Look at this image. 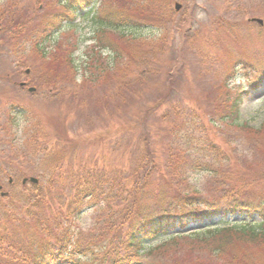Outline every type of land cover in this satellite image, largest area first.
Returning <instances> with one entry per match:
<instances>
[{"label": "rangeland", "instance_id": "obj_1", "mask_svg": "<svg viewBox=\"0 0 264 264\" xmlns=\"http://www.w3.org/2000/svg\"><path fill=\"white\" fill-rule=\"evenodd\" d=\"M91 1L66 19L59 0H0V226L6 223L0 228V264H37L59 246L62 236L68 264H101L98 251L105 237L93 241L96 256L75 249L87 245L106 212L91 205L81 208L85 201L73 206L80 213L68 212L72 176L66 173L53 189L47 188L55 176L54 162L63 157L71 167L86 163L91 168L97 159L100 167L117 170L126 154L138 148L135 141L125 145L133 135L122 134V127L145 116V107L167 88L169 74L183 103L198 114L211 112L215 119L221 97L246 92L239 108L242 127L218 122L212 129L211 138L228 162L215 174L198 169L188 182L205 201H225L226 195L240 193L238 199L264 210V0ZM136 1L150 7L135 13ZM117 9L130 17L126 22L119 17L122 13L117 16L120 24H129L124 37L122 30L102 25L101 18L107 13L112 18L110 12ZM21 82L28 86L20 87ZM28 87L37 90L30 93ZM185 117L173 115L171 127ZM154 137L158 152L172 140L169 131ZM198 159L205 160L201 155ZM32 176L39 178L41 198L46 196L48 203L19 211L28 222L5 219L8 204L22 194V180ZM25 187L36 192L32 183ZM25 213L41 221L35 225ZM240 219L247 218L211 217L201 227ZM207 237H176L162 254L141 251L135 259L184 264L198 256L219 264L204 251ZM216 238L241 264H264V241Z\"/></svg>", "mask_w": 264, "mask_h": 264}, {"label": "trees", "instance_id": "obj_2", "mask_svg": "<svg viewBox=\"0 0 264 264\" xmlns=\"http://www.w3.org/2000/svg\"><path fill=\"white\" fill-rule=\"evenodd\" d=\"M137 1L133 10L139 14H143L144 9L150 7L146 5L153 2L146 0L148 4L143 5ZM59 2L65 9L67 19L86 8L91 0H59ZM120 13L123 15L119 17L124 21L130 18L125 15V11L117 9L111 12L113 16L116 15L115 21L104 19L103 22L108 26L106 28H111L113 31L122 30L121 35L124 37L128 35L125 30L129 24L119 23L120 19L117 16L121 15ZM54 20L60 22V19ZM168 78L167 88L156 96L151 106L145 107V116L122 127V134L133 135L131 138L128 137L125 145L130 146L134 141L138 143L136 150L126 154L122 166L111 171L103 166L100 167L98 160L95 159L91 168H87L86 163L71 167L64 162L63 157H60L58 162H54L55 176L47 188L53 189L54 184L69 173L72 176L73 190L71 202L66 210L77 213L78 208L74 209L73 206L85 201L81 204V208L91 205L88 207L100 208L106 212L98 219L99 226L87 245L75 249L80 253L96 256L92 251L95 248L93 241L97 236L105 237L106 244L98 251L97 260L101 264H143L140 259H135L141 251L142 254L153 255L155 251L162 254L163 247L170 248L177 242L176 237L203 235L210 239L209 242H205L204 251H207L211 257L214 256L213 259L219 264H241V260L230 255L216 237L220 236L228 243L232 240L251 243L264 241V210L258 209L244 199H238L237 197H242L240 193L226 195L225 201H205L200 199L197 191H191L188 181L189 176L198 172V169L215 174L219 170L218 166L222 168L223 163L228 162V156L211 138L212 129L218 127L217 125L220 124L218 122H228L235 129L241 126L238 121L239 108L242 96L246 92L236 94L234 98L230 95L223 99L221 97L214 108L215 119L211 116V112L203 110L204 115L198 114L195 109L183 103L185 99L175 89V85L170 84L171 74ZM171 97H174L177 103H174V98ZM168 110H171V114ZM180 112L187 117L181 121H174L176 124L173 123L174 126L171 127V118L173 115L180 116ZM246 129L255 132L254 128L247 126ZM161 131L164 133L169 131L172 140L163 152H158L154 148V135L157 137ZM256 131L260 132L261 129ZM198 155L205 160L198 159ZM208 160L211 165L207 166ZM81 169L82 173H78ZM23 187L21 196L15 198L16 203L8 204L5 219L28 222L30 219L19 217V211H24L26 208L33 209L42 204V201L48 203L46 196L41 198L38 184L33 185L35 193ZM201 206L205 207L200 208ZM235 215L247 219L233 222L228 220L227 223L216 222L217 224L205 225L203 228L195 227L193 231L184 234L186 228L210 222L211 217L215 220L216 217L227 218ZM25 216L30 217L35 225L41 221L38 216L34 217L28 213H25ZM5 225L3 221L0 228H5ZM237 225L243 228H238ZM160 237L164 238L163 242L154 246L149 245L151 240ZM57 243L59 246L55 250L50 249L52 253L43 261L39 260L37 264L69 263L66 257L69 251L64 249L68 246L64 236L58 237ZM14 247L16 248V245ZM206 262L208 261H202L198 256H194L184 261V264H207ZM172 264L181 263L174 261Z\"/></svg>", "mask_w": 264, "mask_h": 264}, {"label": "water", "instance_id": "obj_3", "mask_svg": "<svg viewBox=\"0 0 264 264\" xmlns=\"http://www.w3.org/2000/svg\"><path fill=\"white\" fill-rule=\"evenodd\" d=\"M177 8L179 9L180 5H177ZM260 22H262V21H260ZM31 90H34V89H31ZM30 180L33 181V182H37V179H35V178H31ZM25 182H26V179L24 180V183Z\"/></svg>", "mask_w": 264, "mask_h": 264}]
</instances>
